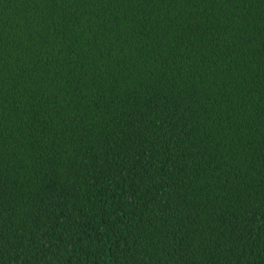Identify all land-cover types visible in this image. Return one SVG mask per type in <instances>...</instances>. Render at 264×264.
I'll list each match as a JSON object with an SVG mask.
<instances>
[{
	"label": "trees",
	"instance_id": "1",
	"mask_svg": "<svg viewBox=\"0 0 264 264\" xmlns=\"http://www.w3.org/2000/svg\"><path fill=\"white\" fill-rule=\"evenodd\" d=\"M0 264H264V0H0Z\"/></svg>",
	"mask_w": 264,
	"mask_h": 264
}]
</instances>
